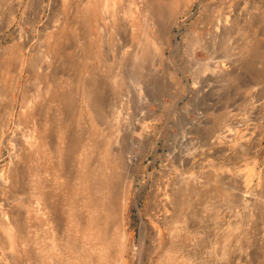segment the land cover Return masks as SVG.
I'll use <instances>...</instances> for the list:
<instances>
[{"label": "rangeland", "instance_id": "374dc122", "mask_svg": "<svg viewBox=\"0 0 264 264\" xmlns=\"http://www.w3.org/2000/svg\"><path fill=\"white\" fill-rule=\"evenodd\" d=\"M0 264H264V0H0Z\"/></svg>", "mask_w": 264, "mask_h": 264}, {"label": "bare ground", "instance_id": "6f19581e", "mask_svg": "<svg viewBox=\"0 0 264 264\" xmlns=\"http://www.w3.org/2000/svg\"><path fill=\"white\" fill-rule=\"evenodd\" d=\"M11 19H12V17H11ZM19 35H20V33H19ZM48 140H49V139H48ZM53 152H54V151H53ZM52 154H53V153H52ZM60 167H62V166H60ZM58 174H59V173H58ZM58 174H57V175H58ZM55 177H56V176H55ZM54 183H55V182H54ZM95 214H96V213H95ZM87 216H88V215H87ZM95 217H96V215H95ZM95 219H96V218H95ZM93 220H94V219H93ZM92 224H93V223H92ZM94 224H95V223H94ZM94 224H93V225H94ZM97 227H98V226H97Z\"/></svg>", "mask_w": 264, "mask_h": 264}]
</instances>
